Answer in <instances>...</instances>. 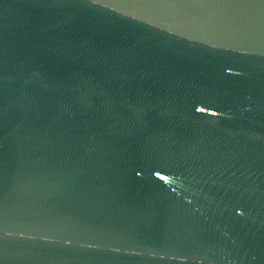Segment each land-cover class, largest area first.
<instances>
[{
    "label": "water",
    "instance_id": "95a60500",
    "mask_svg": "<svg viewBox=\"0 0 264 264\" xmlns=\"http://www.w3.org/2000/svg\"><path fill=\"white\" fill-rule=\"evenodd\" d=\"M0 264H264V0H0Z\"/></svg>",
    "mask_w": 264,
    "mask_h": 264
}]
</instances>
